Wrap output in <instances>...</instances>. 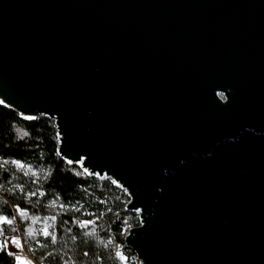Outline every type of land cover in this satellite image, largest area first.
I'll list each match as a JSON object with an SVG mask.
<instances>
[{
	"label": "water",
	"instance_id": "obj_1",
	"mask_svg": "<svg viewBox=\"0 0 264 264\" xmlns=\"http://www.w3.org/2000/svg\"><path fill=\"white\" fill-rule=\"evenodd\" d=\"M0 103L127 191L140 264H264V0H0Z\"/></svg>",
	"mask_w": 264,
	"mask_h": 264
},
{
	"label": "trees",
	"instance_id": "obj_2",
	"mask_svg": "<svg viewBox=\"0 0 264 264\" xmlns=\"http://www.w3.org/2000/svg\"><path fill=\"white\" fill-rule=\"evenodd\" d=\"M58 136L50 116L25 120L0 103V215L15 217L12 205H18L26 209L27 216L19 214L13 225H5V235L15 233L11 231L15 227L42 264H140L124 240L127 229L140 224L138 213L126 208L129 194L112 178L90 176L78 164L64 160L57 151ZM18 160L28 163L37 174L26 173ZM52 201L55 205L49 207ZM52 215L57 216L55 221L47 219ZM32 216L41 219L33 224ZM92 220L95 224L80 227L79 222ZM46 224L57 237L54 244L38 234ZM29 228L37 234L28 237ZM108 241L111 243L105 247ZM117 251L126 260H121ZM8 252L0 251V264H16Z\"/></svg>",
	"mask_w": 264,
	"mask_h": 264
},
{
	"label": "snow or ice",
	"instance_id": "obj_3",
	"mask_svg": "<svg viewBox=\"0 0 264 264\" xmlns=\"http://www.w3.org/2000/svg\"><path fill=\"white\" fill-rule=\"evenodd\" d=\"M26 118H29V119H32L33 117H26ZM21 167H23V165H21ZM32 196H35L36 195V192H32L31 193ZM53 205H55V201H52L51 204H49L48 206L49 207H52ZM61 208L64 207V205H60ZM19 213H20V216L21 217H24V218H27L26 216V212L24 210H20L18 209ZM91 215V214H90ZM41 218L40 217H34L32 219V223L35 224L37 223ZM48 220H51V221H55L57 219V216L55 215H52L50 217L47 218ZM14 221H15V217H12V218H9V217H6V216H3V215H0V237H4L5 236V225H13L14 224ZM80 223V227L81 228H87L90 224H95V221L92 220V221H81L79 222ZM11 231L12 232H16L17 229L15 227H12L11 228ZM37 233L29 228L28 232L26 233V235L28 237H33L34 235H36ZM40 235H43L46 239L47 238H50L51 239V242L54 244L56 243V240H57V237L56 235H54L51 231L48 230V225L46 224L45 225V228L40 230V233H38ZM94 233H85L86 236H92ZM13 245H15L17 248H19L21 250L20 254L19 255H16L12 252H8L9 255H14L15 257V260L18 262V264H33V261L32 260H29L27 259L26 257H23L22 258V255H23V244L21 243V240L18 236H13L11 237V241H10ZM9 243V240L7 238L3 239L2 241H0V251H5L7 250V245ZM108 243H111V241H108L107 243H105V247H107V244ZM42 247L44 245H41ZM84 255H88V253H84ZM116 255L121 259V260H126V257L119 251H117ZM65 264H68V261H65ZM72 264H75V261L72 262Z\"/></svg>",
	"mask_w": 264,
	"mask_h": 264
},
{
	"label": "built area",
	"instance_id": "obj_4",
	"mask_svg": "<svg viewBox=\"0 0 264 264\" xmlns=\"http://www.w3.org/2000/svg\"><path fill=\"white\" fill-rule=\"evenodd\" d=\"M13 206V209H14V213H15V217H17L20 213L18 211V209L20 210H24L26 211L25 208H22L18 205H12ZM34 218V216H32V219ZM17 222V221H16ZM18 223V222H17ZM13 236H18L21 240V243L23 244V255H22V258L23 257H26L27 259L29 260H32L33 261V264H42L38 259H36L32 254L31 252L28 250V248L26 247L25 245V242H24V239H23V235L22 233L19 231L15 234H7L5 235L4 238L0 237V241H2L3 239L7 238L9 240V243L7 245V250L9 252H13L15 253L16 255H19L21 250L19 248H17L15 245H13L10 241H11V237ZM16 264H18V262L16 261Z\"/></svg>",
	"mask_w": 264,
	"mask_h": 264
},
{
	"label": "rangeland",
	"instance_id": "obj_5",
	"mask_svg": "<svg viewBox=\"0 0 264 264\" xmlns=\"http://www.w3.org/2000/svg\"><path fill=\"white\" fill-rule=\"evenodd\" d=\"M21 165H23V167H21ZM18 166L23 168L25 170V172L28 173V174H34V175L37 174V170L36 169L32 168L28 163H24L21 160H18ZM129 198H130V196H129ZM138 215H139V213H138ZM15 233H17V232H15ZM15 233H10V234H15ZM4 237H2V238H4ZM135 257L137 258L136 253H135Z\"/></svg>",
	"mask_w": 264,
	"mask_h": 264
}]
</instances>
